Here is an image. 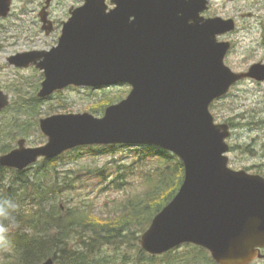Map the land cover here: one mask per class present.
Instances as JSON below:
<instances>
[{"label":"water","instance_id":"1","mask_svg":"<svg viewBox=\"0 0 264 264\" xmlns=\"http://www.w3.org/2000/svg\"><path fill=\"white\" fill-rule=\"evenodd\" d=\"M12 1L0 0V18ZM210 1L115 0L109 13L103 4L87 1L50 51L10 56V66L43 74L40 100L68 87L131 89L100 118L83 113L41 119L47 143L28 148L19 140L0 156V168L23 171L86 146L167 151L181 161L184 178L141 235V250L161 256L190 244L205 249L216 264H251L264 248V178L229 168L230 129L215 123L210 106L244 79L264 82V65L254 64L246 73L225 65L231 45L217 38L235 25L202 17ZM9 102L0 91V111Z\"/></svg>","mask_w":264,"mask_h":264},{"label":"rangeland","instance_id":"2","mask_svg":"<svg viewBox=\"0 0 264 264\" xmlns=\"http://www.w3.org/2000/svg\"><path fill=\"white\" fill-rule=\"evenodd\" d=\"M16 8L17 5L15 10ZM204 16L234 21L235 29L217 38L218 42H228L231 45L224 63L232 72L246 73L254 64L264 65V0L259 2L211 0L208 9L202 13V17ZM52 42L53 39H45L42 36L28 37L21 34L16 27L0 29V91L8 95L12 106L10 111L0 115V126L8 125L14 131L12 134L29 135L27 138H17L15 142L8 135L2 136V139L0 137V144L8 145L11 151L17 148L19 140H25V147L28 148L47 143V137L39 129L41 119L54 115L83 113L100 118L103 115H94L93 112L100 110L107 100L100 101L114 100L118 97L123 100L130 92L131 88L127 85L95 89L69 87L55 92L46 99H39L38 113L29 115L23 106H26L33 97L37 98L44 79L43 74L33 67L19 69L10 66L7 59L17 53L35 48L47 50ZM18 107H22L19 113H17ZM210 113L215 123L229 126L231 134L226 140L229 146V152L226 154L229 159V168L264 176V124L259 127L248 124L264 123V82L244 79L236 83L226 96L211 104ZM23 130L26 132H22ZM114 147V150L99 149L95 146L80 147L78 151L65 152L56 159L55 169L60 181L64 180L66 185L63 184L65 188L55 204L65 207L64 211L67 208L85 204L92 212V216L103 222L117 218V205L125 198L142 190V178L149 171L150 166L149 162L141 158L145 147L125 145ZM42 161L32 166L27 174H35L45 165L52 168ZM4 176L2 185L9 187L15 183L14 173L8 171L4 173ZM71 180H73L72 189L68 188ZM6 227L8 228L6 233L11 234H14L18 228L12 223ZM141 235L142 233H134L130 240L120 239L115 246L102 247L97 253L90 255L89 262L136 264L135 259L139 256L137 247L140 248V246L137 241L136 247L133 240L140 239ZM68 237L70 247L77 249L78 241L73 238L76 236H66ZM183 246L175 252L180 253L178 256L177 254L171 258H164L165 255L153 256L158 258L153 261V264H194L191 260L190 262L185 259L180 261L181 259L178 258L188 251ZM15 256L13 248L0 246V264L15 260ZM149 256L145 255L143 264H149L147 260ZM209 258L212 260L210 254ZM196 264L211 263L207 259ZM251 264H264V262L255 259Z\"/></svg>","mask_w":264,"mask_h":264},{"label":"trees","instance_id":"3","mask_svg":"<svg viewBox=\"0 0 264 264\" xmlns=\"http://www.w3.org/2000/svg\"><path fill=\"white\" fill-rule=\"evenodd\" d=\"M101 109L93 112L94 115H103L104 109L118 103L122 98L106 101ZM19 106V105H18ZM11 105L0 111L5 114L11 109ZM40 100L33 97L23 108L29 115L38 113ZM22 107L17 108V113ZM35 115V114H34ZM259 127L263 122L248 123ZM29 128L28 123H26ZM22 126V125H20ZM24 129L26 128L23 125ZM8 125L0 126V137L8 135L12 141L17 138H27L26 133H15L10 131ZM27 131V129H26ZM23 130L22 132H26ZM1 141V140H0ZM94 146H91V148ZM90 148V149H91ZM99 149L114 150V146H95ZM125 148V147H123ZM78 151V148L73 149ZM71 150V151H73ZM10 147L0 144V155L9 153ZM244 151H247L244 149ZM70 152V151H68ZM141 158L147 163L150 169L142 178V190L117 205V218L113 220L100 221L93 217L90 209L85 205L67 208L55 204L58 196L63 192L66 183L60 181L56 168V159L52 161L43 160L46 165L40 167L35 174H27L31 167L23 171H14L0 168V206H4L9 213V218L0 217V224L5 227L8 224L16 225L17 231L14 234L4 233L0 238L1 247H10L16 253L15 260L7 261L5 264H41L52 259L54 264H101L89 262V257L97 253L105 246H115L120 239L130 240L134 233H143L150 225L152 219L174 198L178 192L183 178L184 167L181 161L173 154L155 147H145ZM58 159V158H57ZM12 172L16 175L13 185L6 187L2 185L5 172ZM69 182L68 188L72 189ZM15 185V186H14ZM4 201H10L16 205L14 209L3 205ZM73 237L78 243V248H71L69 237ZM139 241L135 238L133 242ZM137 247V245H136ZM139 256L135 259L136 264H143L145 252L140 250ZM184 249L188 251L181 259L190 260L196 264L209 259L211 264H216L209 258L208 252L200 247L185 244ZM179 248L164 254V258H171ZM156 257H148V263L153 264ZM168 260V259H167Z\"/></svg>","mask_w":264,"mask_h":264},{"label":"flooded vegetation","instance_id":"4","mask_svg":"<svg viewBox=\"0 0 264 264\" xmlns=\"http://www.w3.org/2000/svg\"><path fill=\"white\" fill-rule=\"evenodd\" d=\"M87 1L101 6L103 4L107 13L115 7L113 3L115 0H13L8 15L0 18V29L16 27L21 34L28 35V37L42 36L45 39H53L47 50L35 48L21 53L50 51L58 44L65 25L79 9L87 4ZM11 18L13 21H10ZM204 18L209 19L205 16ZM256 260L264 262V248L258 249Z\"/></svg>","mask_w":264,"mask_h":264},{"label":"clouds","instance_id":"5","mask_svg":"<svg viewBox=\"0 0 264 264\" xmlns=\"http://www.w3.org/2000/svg\"><path fill=\"white\" fill-rule=\"evenodd\" d=\"M3 205H6L8 208L14 209L16 205L12 204L10 201H4ZM0 217L5 219L9 218V213L4 206H0ZM8 228L5 227L3 224H0V238H2V234L6 233Z\"/></svg>","mask_w":264,"mask_h":264},{"label":"bare ground","instance_id":"6","mask_svg":"<svg viewBox=\"0 0 264 264\" xmlns=\"http://www.w3.org/2000/svg\"><path fill=\"white\" fill-rule=\"evenodd\" d=\"M259 123V122H258Z\"/></svg>","mask_w":264,"mask_h":264}]
</instances>
